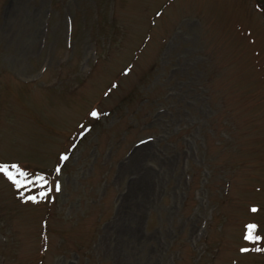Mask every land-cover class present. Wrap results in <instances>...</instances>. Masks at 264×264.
<instances>
[{
    "label": "rangeland",
    "instance_id": "1",
    "mask_svg": "<svg viewBox=\"0 0 264 264\" xmlns=\"http://www.w3.org/2000/svg\"><path fill=\"white\" fill-rule=\"evenodd\" d=\"M0 264H264V0H0Z\"/></svg>",
    "mask_w": 264,
    "mask_h": 264
}]
</instances>
